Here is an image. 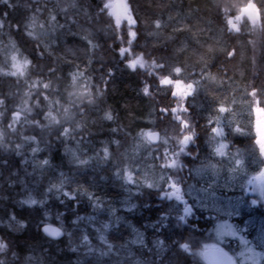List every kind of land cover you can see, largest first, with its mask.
Segmentation results:
<instances>
[{
	"label": "trees",
	"instance_id": "obj_1",
	"mask_svg": "<svg viewBox=\"0 0 264 264\" xmlns=\"http://www.w3.org/2000/svg\"><path fill=\"white\" fill-rule=\"evenodd\" d=\"M248 1L0 2V69L11 71L15 53L21 62L25 57L30 61L21 69L22 76L0 74V99L5 101L0 106L4 113L0 130L5 133L0 141V240L7 245L0 260L4 264H206L193 253L201 251L215 219L205 218L204 210L196 208L198 218L182 228L173 218L171 202L158 197L165 187L161 184L153 189L147 184L162 170L179 180L185 178L186 186L195 182L194 171L206 162L182 154L179 162L188 165L186 170L162 167L168 155L178 151H169L163 139L174 146L187 132L173 118V109L188 119L195 132L186 152L209 151V142L221 139L211 131L220 116L227 150L260 156L250 93L255 90L256 99L264 94V0H251L261 14L255 28L246 18L239 31L227 25L229 17ZM120 3L127 5L135 21L131 27L137 35L131 45L127 43L129 21L122 18L119 27L116 25L123 8H105V4ZM52 15L56 21L51 20ZM29 31L35 38L27 35ZM122 48L126 50L123 56ZM137 57L145 67L137 65L133 70L129 64ZM161 64L163 67H157ZM176 68L181 71L176 73ZM162 77L193 84V91L182 97L176 90L174 96V86L162 84ZM44 83L49 84L48 89L43 88ZM145 86L150 88L148 94L143 91ZM223 106L227 110L221 113L218 109ZM184 107L187 112L179 111ZM22 108L32 111L22 112L13 132L7 127L11 114ZM49 109L59 123L45 118ZM248 111L252 114H246ZM234 112L246 114V122L234 125ZM109 114L112 119H107ZM229 121L231 125L224 126ZM63 127L69 128V136L62 135ZM237 127L240 132L235 131ZM147 130L159 131V142L145 140ZM33 148L38 150L33 153ZM45 159L47 165L42 163ZM80 160L89 163L82 165ZM126 173L140 182L132 184L139 191L129 198L134 204L131 213L118 209L121 217L104 231V240L111 243L108 249L98 233L109 220L108 203L114 196L118 199L127 194L123 191ZM29 199L37 203H21ZM250 207L245 216L264 221V198ZM125 218L143 240L131 248L130 255L120 250L131 234ZM243 218L233 220L240 224ZM44 222L59 226L63 237L52 240L43 236L39 228ZM185 243L190 252L180 247Z\"/></svg>",
	"mask_w": 264,
	"mask_h": 264
},
{
	"label": "rangeland",
	"instance_id": "obj_2",
	"mask_svg": "<svg viewBox=\"0 0 264 264\" xmlns=\"http://www.w3.org/2000/svg\"><path fill=\"white\" fill-rule=\"evenodd\" d=\"M120 5L122 4L120 3ZM229 19L231 18L229 17ZM241 21L242 19L239 22L234 21V23H236L238 28L240 27ZM247 21L249 25L253 27V25L248 20V18H247ZM227 25H228V29H231L232 31L236 32V30L233 29L232 26L228 24V21H227ZM137 58H140V57H137ZM17 60L20 61L18 58ZM11 71H15V69L11 68ZM186 85H187L186 83L181 84V88L178 90L180 91L181 94L185 91ZM149 89L150 88H148V91H150ZM247 113L252 114V111L250 112L248 111L246 112V114ZM246 114L244 116L243 112L232 113V118H233L232 122L234 123V125L237 124L236 122H244V121L246 122ZM238 117L240 118L238 119ZM147 131L144 132L143 137H145V133ZM164 140L167 141L165 144L167 145L169 151L179 149V146H180L179 141L174 146H170V145H173V142L172 141L169 142L168 138L166 137L163 139V141ZM219 141H221V139L216 141L215 149L216 147H218ZM257 147H258L257 150L259 151V145H257ZM173 153L174 152L170 153V156H173ZM231 153L234 154V156L237 153L241 154V152L237 150H232ZM247 154H248V158H250V160H247L248 165H250L251 173L254 175L257 173V171L255 172V170L257 167V161H259L260 156L255 157L253 155L252 157L251 153H247ZM231 156L232 155L230 154V159L227 161L232 160ZM241 157L243 159L246 158L243 156ZM164 163L166 162L164 161ZM230 165L215 166V169H210L211 168L210 166L206 168L205 167L198 168L194 171L196 175L195 182L194 180H192L191 183L187 184L184 187V194L191 200L192 206L195 208V210L196 208L200 210H204L203 212L205 214V218L215 219L210 231L206 233L205 235L206 241L202 243V248L205 244L216 243L218 244V246H221L227 251H231L232 253H234V255L236 256V260L238 261V264H264V221L255 216H250V215L245 216L247 212H250L251 207H250V204H248V202H250L249 201L250 196L248 195V192L245 190L246 189L244 186L245 182L244 181L242 182V178H243L242 175L244 174V172L243 170L242 171L237 170L233 172L234 173L233 174L231 173V171L234 166V161H232ZM223 173L227 175L225 176L226 187L221 185L222 190L217 189V191H210L212 189V186L210 188H205L199 184L201 181L203 182L205 180L207 175H211V178L215 180L217 183H219L222 180ZM128 174L129 173H126V176H125L126 187L123 188V191L126 192L127 194L123 195L122 197L118 199H117V196H114L115 199H113L112 202H109V201H108L109 203L107 202L108 205L106 206V212L108 214L109 220H106L103 223V228H102L103 230L98 233L99 240L101 242H104L105 246L108 249H110L109 245H111V243L104 240L105 239L104 231L113 227L116 224V218L121 217V215L117 213L118 209H122V210H125L131 213L134 207V204L133 202L130 201L129 198L132 194L134 195V193H137L139 191L138 187L137 188L133 187L132 184L134 183L126 182V178ZM230 174L232 175V180H231ZM166 176H167V173L161 170V172L157 175V177L153 180V182L151 181L148 183L153 185V187H151L153 189L159 188L161 184L163 185V187H165ZM110 181H112V183H115L113 178H111ZM133 181L136 184L140 185V182L138 180L136 179L134 180L133 178ZM229 183H230V186L228 185ZM114 187H117V186H114ZM147 187H148V184H147ZM221 191L223 192L230 191V196L227 193H226V196L222 195ZM164 192H165V188L161 189V191L158 194V197L159 198L162 197ZM238 193H240L241 197H238L237 195L234 196V194H238ZM251 198H253L252 195H251ZM263 198L264 196H260L259 201L261 200L263 201ZM242 199L246 200V203ZM171 206L173 207L171 213H177V214L180 213V209L178 208V205L175 202H171ZM217 216H218V219L216 218ZM240 217H244L240 224L237 220H233L234 218H240ZM123 222L130 229L131 234L129 238L124 242V244H122V246L120 247V250H125L130 255L132 254L131 248L134 247L135 245H140L143 240L140 239L138 231L135 229V227L131 224V222L127 218H125ZM224 223L232 225L235 228V230L238 232V236L235 238L225 237L223 239V242H219L217 241V238H216V232H217L218 226ZM105 225H107L108 227L105 228ZM249 234L251 235L248 236ZM241 236L244 238V240L248 242L246 246L242 244L240 240ZM247 249H252L253 251L248 252ZM199 252H200V249L198 250L197 253ZM242 252L244 253L243 256L240 255Z\"/></svg>",
	"mask_w": 264,
	"mask_h": 264
},
{
	"label": "snow or ice",
	"instance_id": "obj_3",
	"mask_svg": "<svg viewBox=\"0 0 264 264\" xmlns=\"http://www.w3.org/2000/svg\"><path fill=\"white\" fill-rule=\"evenodd\" d=\"M0 2L2 3H8V0H0ZM11 6V5H9ZM75 6V5H74ZM112 7H122L123 8V15L117 16L116 19V25L117 27H119L121 19L122 18H126L129 21V28H128V33H127V43L129 45L132 44L133 40H135L137 33L132 29L131 25L135 23V21L132 19L131 15L128 13L127 11V5L123 4L120 6H115V5H110V4H105V8H112ZM228 8H225V11H227ZM61 11H66V9H61ZM260 10L256 8L255 4H253L251 2V0H249V2L243 6V7H239V14L236 15L233 19H229L228 20V24L232 26L233 29H235L236 31H239V28L237 27L235 22H239L242 17L247 16L248 20L251 22V24L253 25V27L255 28V26L259 23L260 21ZM56 16L52 15L51 16V20L52 21H56ZM60 27H63V25H60ZM157 27H159V22H157ZM3 28V22L0 21V29ZM27 35L35 38L34 34L32 32H27ZM125 49H121V55L123 56L125 53ZM12 60V65L11 68L15 69V71H3V69H0V74L5 75V76H17L19 75H23V71L21 70L22 68H24L26 65H28L30 63V61L25 57L23 59V61H18L17 57L15 55H13L11 57ZM139 66L141 68L145 67V62L143 61L142 58H137L135 60H133L130 64L129 67L133 68V70H135L136 66ZM157 67H163V65H157ZM176 73H179L181 71L180 68H176L175 69ZM72 79L73 82H75V80L77 79V74H72ZM161 83L164 85H174V90H173V95L175 96L177 94L176 90H179L181 88V82L179 80L177 81H173L171 80L169 77H162L161 78ZM43 88L44 89H48L49 88V84L48 83H44L43 84ZM193 90V84H187L185 86V91L182 93V97H186L187 95H189L191 93V91ZM145 94H148V88L147 86H145V88L143 89ZM27 95V93H26ZM250 95L253 97V103H254V107L252 108V111H254L256 113V120H255V127H256V133H257V139H256V144L259 145V152H260V156L264 157V94L262 95L261 99H256L257 97V92L255 90L251 91ZM44 100L48 101L49 97L48 95H44ZM5 103L4 99H0V106H3ZM26 103V102H25ZM37 106L39 105V101L36 102ZM58 103V102H57ZM227 109L225 107H220L218 109L219 112H225ZM32 109L30 108H22V109H18L16 111H13L11 114V122L8 123L7 127L9 129H11L13 132L16 131V128L14 127V125H16L21 117L22 112H27V113H31ZM163 112L167 113V109H162ZM173 113H176V115H174V119L178 120L180 122V126L184 129H187V132L183 135L182 139L179 140V149L178 151H175L173 153L174 158L170 161V163H167L165 165H162V167H168V168H182L183 165L180 164L179 162V157L181 154H185V155H190V153H187L185 151V149L188 146L189 142H194V135L195 132L194 130L191 128L190 123L188 121V119L186 117H182L178 114V110L177 109H173L172 110ZM179 111L181 112H187L188 109L187 107L181 108L179 109ZM68 109H65V113L67 114ZM4 115L3 112H0V117H2ZM51 117V119L56 122L59 123V121L56 120V118L54 116L51 115V109H49V111L45 114V118ZM107 119H112V116L109 114L107 115ZM221 119L222 118H217L216 119V126L211 128V131L213 133L216 134V136L221 137V141L218 142V147H216L215 149V153L221 157H224L226 155H229L228 152H226L225 150L228 148V145L226 143L223 142V137L225 135L223 127L221 126ZM226 119V118H223ZM37 124H39V121H36ZM210 123H211V118H210ZM231 121L228 122L227 125L224 126H230L231 125ZM235 131L240 132L241 129L239 127H237L235 129ZM4 131L0 130V141H2L4 139ZM62 135L64 136H69L70 132H69V128L68 127H63L62 128ZM148 139L152 140L156 138V134L153 133H148ZM26 139H29L26 137ZM31 139H35L34 137H32ZM167 141H165L166 143ZM0 146H3L2 144H0ZM20 145H17V148H19ZM38 149L33 148L32 151L33 153H35ZM20 153L18 152L17 155H19ZM168 153H165V157H167ZM108 157V149L105 148L104 149V158L107 159ZM159 159V157H157ZM234 161V166L232 168V171H237V170H243V165H244V161L243 158L240 156L239 153H237L235 156L231 157ZM44 165H47L49 163V161L47 159H45L42 162ZM80 164L82 165H86L89 163L88 160H80L79 161ZM210 167H212L213 169H215V165H210ZM117 175L119 176L120 173H117ZM123 178V177H122ZM169 179H171V177H169ZM254 181H259V191L261 196H264V168H262L259 172L258 175L254 176L251 180L248 181L249 184H253ZM126 182L128 183H134L133 181V177L131 174L127 175L126 178ZM53 187H56L55 185ZM148 187H153L152 184H148ZM170 188L175 189L174 192L171 193H166V195L168 196L169 199L172 198L173 195L176 196L177 200H182V197L180 195H178L177 193H179L180 189L177 187L176 183H172L169 185ZM210 187V186H209ZM49 191H51V189H49ZM64 196L69 197L70 199H74L75 197L69 193V192H64L63 193ZM90 199H92L93 197H89ZM21 203L24 204H29V205H33L36 204L37 201L35 199H29V200H24L21 201ZM252 204H256V201L253 200ZM98 206V205H97ZM191 214V208L189 207H185L184 208V216L180 217V220H184V218L188 215ZM14 218V217H13ZM108 226L105 225V228H107ZM43 231L45 233H47L50 236L53 237H59L62 233L57 230V229H50L48 227H45L43 229ZM238 236V232L235 230V228L227 223L221 224L218 226L217 232H216V238L217 241L219 242H223V239L225 237H237ZM103 239V238H102ZM240 240L242 242V244H244L245 246L248 244V242L246 240H244V238L241 236ZM84 241L85 243L88 242V237L84 236ZM160 245L163 244V241H159L158 242ZM180 247L185 251V252H190L191 249L189 248V245L187 243L185 244H181ZM7 248V245L0 240V252H4ZM109 248H111V245H109ZM248 252H252V249H247ZM195 255H200L202 257H204L206 260L210 261V264H225V262H227V264H236V261L230 257L228 255L227 252H225L223 250V248L219 247L218 244L213 243V244H205L203 246V250L199 253H193ZM241 256L244 255V253L242 252L240 254ZM0 264H4V262L2 260H0Z\"/></svg>",
	"mask_w": 264,
	"mask_h": 264
},
{
	"label": "flooded vegetation",
	"instance_id": "obj_4",
	"mask_svg": "<svg viewBox=\"0 0 264 264\" xmlns=\"http://www.w3.org/2000/svg\"><path fill=\"white\" fill-rule=\"evenodd\" d=\"M254 128H255L254 130H255L256 139H257V133H256L255 124H254ZM224 133H225V130H224ZM224 139H226V136L224 137ZM223 142L228 145V141H223ZM209 143H210V145H209V147H207L209 149V151H203V152H199V153H196V154L193 153V154H190L188 156L195 157V155H196V156H199L198 157L199 159L206 160V162H203V165H204L205 168H206V166H210V165H215V166L230 165L231 162L233 161V159L231 158L232 160H230V161H227V160L230 159V154L232 155L231 157H233L234 154H232L229 150L226 149V152L229 153V156L226 155L224 157H221V156H219V155H217L215 153V144L216 143L215 144H214V142H212V143L209 142ZM187 153H189V152H187ZM185 156H187V155H185ZM240 156L246 157V158L243 159V161H244V165H243L244 174L242 175L243 176L242 182L243 181L245 182L244 186L246 188L245 190L248 192V195L250 196V200H249L250 204H252L253 200H255L256 204H257L258 201H259V197L261 195L260 191H259V187H258L259 181H254L253 184H249L248 181L251 180L254 176L258 175L260 170L262 168H264V157L260 156L259 161H257V167H256V170H255V172L257 171V173L253 175L251 173L250 165H248V161H247V160H250V158H248V154L247 153H244V154L241 153ZM173 158H174L173 156L168 155V159H166V161H165L166 163H164V165L167 164V162L170 163V161ZM180 164L183 165V167L179 168V171L182 172V171L187 169L188 165L185 162H180ZM230 166H232V165H230ZM166 168L168 170L175 169V168H168V167H166ZM206 170H208V169H206ZM233 172L234 171H231V173H233ZM226 175L227 174L223 173L222 180L219 183H217L215 180H213L211 178V175H207L205 180L203 182L201 181L199 184L202 187H205V188H210L212 186V189L210 191H217V189L222 190L221 185L226 187V183H225V176ZM167 177H171V183L167 182V184L165 185V192L163 193V196L166 198V200H168L170 202H175L178 205V208L180 209V213L179 214L174 213L173 214V218H174V220L176 221V223L178 225H180L182 228H184L188 223L191 222L192 219H197L198 217L195 216L196 212H195V208L192 206L191 200L184 194V187L185 186H183V183H184L185 178L179 180L178 177L175 178L171 174H167L166 178ZM231 180H232V175H231ZM172 183H176L177 187L180 189L179 193H177V194L182 197V200H177L175 195H173L172 198L169 199L168 196L166 195V193H171V192L175 191V189L169 187V185L172 184ZM228 185L230 186V183ZM221 192H222V195L226 196V192H223V191H221ZM236 195L238 197H241L240 193L234 194V196H236ZM251 195H252L253 198H251ZM229 196H230V194H229ZM243 201L246 202V200H243ZM187 204L189 205V208H191V214L186 216L184 218V220H180V217L184 216V208H185V205H187ZM253 205H255V204H253ZM223 250H225V249L223 248ZM225 251L236 261V264H238V261L236 260V256L234 255V253H232L231 251H227V250H225Z\"/></svg>",
	"mask_w": 264,
	"mask_h": 264
},
{
	"label": "water",
	"instance_id": "obj_5",
	"mask_svg": "<svg viewBox=\"0 0 264 264\" xmlns=\"http://www.w3.org/2000/svg\"><path fill=\"white\" fill-rule=\"evenodd\" d=\"M115 1H117V0H115ZM246 4H247V3H246ZM246 4H245V5H246ZM245 5H243V6H245ZM243 6H241V7H243ZM238 14H239V12H238ZM238 14H237V15H238ZM148 133L156 134V138H155V139H152V140H149V139H148V135H147ZM145 138H146L147 141L150 142L151 144L157 143V142L159 141V139H160V132L157 131V130H151V131H148V132L145 134ZM168 182L171 183V179H169V177H168ZM185 207H189V205L187 204V205H185ZM45 227H48V228H50V229H57V230H59L62 234H61L59 237H53V236H50V235H48L47 233H45V232L43 231V229H44ZM39 230H40V232L42 233L43 236L47 237L48 239H52V240H58V239L62 238L63 235H64L63 230H62L59 226H57V225H55V224H52V223H47V222L42 223V224L40 225ZM202 250H203V249H202ZM228 255H229V254H228ZM229 256H230V255H229ZM201 257H202V256H201ZM230 257H231V256H230ZM202 258H203V260H204L207 264H210V261L206 260L204 257H202ZM225 264H227V262H225Z\"/></svg>",
	"mask_w": 264,
	"mask_h": 264
},
{
	"label": "bare ground",
	"instance_id": "obj_6",
	"mask_svg": "<svg viewBox=\"0 0 264 264\" xmlns=\"http://www.w3.org/2000/svg\"><path fill=\"white\" fill-rule=\"evenodd\" d=\"M21 15H22V12H21ZM21 15H20V16H21Z\"/></svg>",
	"mask_w": 264,
	"mask_h": 264
}]
</instances>
